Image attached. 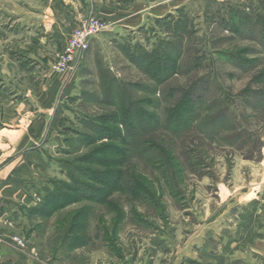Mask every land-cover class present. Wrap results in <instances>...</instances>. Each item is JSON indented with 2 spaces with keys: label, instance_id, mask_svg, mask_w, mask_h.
<instances>
[{
  "label": "rangeland",
  "instance_id": "374dc122",
  "mask_svg": "<svg viewBox=\"0 0 264 264\" xmlns=\"http://www.w3.org/2000/svg\"><path fill=\"white\" fill-rule=\"evenodd\" d=\"M164 1L166 0L143 2L156 5L164 4ZM118 2L126 9L121 12V21H107L111 29L91 39L88 50L78 57L73 71L64 74L71 77L76 73V77L73 80L67 78L64 82L66 84L61 86L57 95V138L50 141L45 150L47 154L43 156L44 165L40 176L35 177L32 186L27 187L31 202L23 208L12 209V212L8 213L9 221L4 222V232L9 235L10 243L13 237L20 238L26 247L24 251L44 264H180V260L183 262L180 255H193L187 248L182 253L178 252L190 236L197 232L199 227H205L204 223L208 222L210 215L230 209V205L220 201L225 189L229 193L233 192L232 197L238 196L241 199L264 179V168H260V165L264 164V119L254 113L252 106L244 107L238 97L245 89L257 91L264 88V83L251 82L254 75L264 70V35L260 22L257 21L258 16L264 15V0H167L168 7L178 8L168 14L155 11L151 14L158 17L147 15L144 17V24L133 29L123 25L130 19L128 17H134L138 13L141 2ZM53 4L55 0H0L1 86L9 81V85L18 84L26 89L27 83H33L29 74L24 73L17 77L16 70L10 69L8 65L4 66L9 60L6 57L7 52L35 51V55L36 52L41 54L40 59L32 56L35 61H43L45 53L54 54L63 49L60 50L55 36L48 35L50 30L55 33L59 31L52 29L50 25L52 21H59L62 14L54 11ZM136 5L137 9H129L130 6L133 8ZM154 7V10L157 7L162 8ZM232 9L245 13L249 18V23L241 35L233 32L234 28L226 23ZM154 10L145 11L143 14ZM162 13L164 16L160 17ZM168 15L179 20L185 17L188 23L187 32L190 34L186 35L183 45L190 46V50L187 49L190 52L185 55L182 73L159 87L154 96L155 112L159 120L163 121L164 110L179 97L180 89L193 84L198 88H208L205 89L207 92L198 94L207 101L222 96L221 90L224 89L234 99L229 110L231 116L243 121L251 134L258 138V145L262 144L259 152H253L254 160L246 158L249 155L247 152H241L245 157L221 141L209 142L198 132L193 131L187 136L176 137L167 131L158 130L152 137L164 140L166 144L171 145L173 152L172 164L166 172L153 170L141 159H131L137 174L141 176L140 183L154 195L158 205L149 208L126 194L116 192L113 195V199L119 201L125 216L129 218V215H132L131 209L134 210L141 216L144 226L132 224L127 219L113 236L110 229L115 214L109 209L87 202L72 205L49 218L38 216L28 220L25 209L37 205L38 197L42 196L44 189L48 187L49 180L65 179L61 172L62 163L75 157L73 154H65V151L70 149L64 140H75L78 132H85L80 123L82 118L98 116L101 108H104L94 99L101 95L98 73L106 71L124 85L146 82V78L122 55L121 48L135 44L150 48V45L166 32L165 23L168 21L164 22L162 19ZM89 16L98 17L94 13H80L76 25L80 19ZM242 48L247 49L245 58L254 61L246 68L235 67L217 56L220 52ZM195 57H198V60H194ZM6 67L9 68V75L4 74ZM39 71L36 69L35 73L41 74ZM55 76L64 77L56 73ZM66 85L69 86L68 89ZM128 90L132 96H145L136 89ZM86 150L82 147L78 154ZM190 151L194 154L192 157L197 164L193 168L184 162V156L191 157ZM241 186L246 187V191L237 189ZM83 206L85 210H89V214L78 222L81 230L79 235H84L88 242L83 246L78 243L75 248H71L68 244H63L67 227L61 220L67 215L75 214ZM220 228L223 229L224 226ZM105 230L114 237L113 245L107 246L103 243ZM245 255L248 256L249 253ZM190 261L189 264L194 262Z\"/></svg>",
  "mask_w": 264,
  "mask_h": 264
},
{
  "label": "trees",
  "instance_id": "16d2710c",
  "mask_svg": "<svg viewBox=\"0 0 264 264\" xmlns=\"http://www.w3.org/2000/svg\"><path fill=\"white\" fill-rule=\"evenodd\" d=\"M258 19L264 35V15L258 16ZM162 20L168 21L165 23L166 32L150 48L146 49L140 44L121 48L122 55L146 78V82L124 85L106 71L98 73L101 95L94 99L104 108H101L98 116L82 118L80 123L85 132H78L75 140H64L70 149L65 154H73L75 157L62 163L61 172L65 179L49 180L48 187L38 197L37 205L25 209L28 220L38 216L49 218L72 205L87 202L102 206L115 214L110 229L113 236L127 219L132 224L143 225L141 216L132 209V215L127 218L113 195L116 192L126 194L149 208L158 205L154 195L140 183L141 176L137 174L131 161L132 158H138L153 170L166 172L172 164L173 152L171 145L160 138L152 137L158 130L167 131L176 137L198 132L209 142L221 141L240 154L247 152V157L244 153L241 155L248 160H254L253 152H259L262 144L258 145V138L251 134L243 121L231 116L229 110L234 99L224 89H220L222 96L208 101L198 96L208 88H198L193 84L180 89L179 97L164 110L163 121L159 120L155 112L154 96L159 87L182 73L185 55L190 52V46L183 45L186 35L190 34L187 32L188 23L185 17L179 20L168 15ZM226 23L234 28L233 32L241 35L249 23V18L245 13L232 9ZM246 50L242 48L220 52L217 56L235 67L246 68L254 63L253 60L245 58ZM196 58L198 57L194 60H198ZM251 82L263 84L264 70L254 75ZM128 89H136L145 96H132ZM238 97L244 107L252 106L254 113L264 119V88L257 91L245 89ZM82 147L88 151L78 154ZM190 154L191 157L184 156V162L193 168L197 164L192 157L194 154L191 151ZM84 207L61 220L67 227L63 244H68L71 248H75L78 243L83 246L88 242L84 235H79L81 230L78 227V222L89 214V210ZM107 232L105 230L102 241L110 246L115 239Z\"/></svg>",
  "mask_w": 264,
  "mask_h": 264
},
{
  "label": "crops",
  "instance_id": "0c3cea01",
  "mask_svg": "<svg viewBox=\"0 0 264 264\" xmlns=\"http://www.w3.org/2000/svg\"><path fill=\"white\" fill-rule=\"evenodd\" d=\"M134 1H140L141 7L138 13L134 17H128L130 19L127 18V23L123 25L132 29L142 26L147 15L157 16L151 14L155 11L168 14L178 8L168 7L167 0L164 4L156 5L145 4L144 0ZM154 6L162 8L157 7L154 10ZM53 9L62 14L61 19L52 21L50 27L59 31L55 33L50 30L48 35L55 36L60 50L76 27L80 13H94L106 21L119 22L121 12L126 10L118 0H55ZM129 9L135 10L137 5L133 8L130 6ZM149 10L154 11L143 14ZM57 53H45L43 61L39 60L41 54L36 52L35 55V51L26 53L15 50L6 54L9 60L4 66L8 65L10 69L16 70L17 77L24 73L29 74L33 83H27L28 88L24 89L18 84L9 85L10 79H6L8 82L4 83V86L0 85L1 264H44L10 243L9 235L4 232V222L9 221L8 213L12 212V209L23 208L31 202L27 187L32 186L34 178L40 176L44 165L43 156L47 154L45 150L50 141L57 138V95L61 86L66 84L64 82L67 78L73 80L76 77V73H73L71 77L63 75L64 77L58 78L51 72L50 65ZM32 56H37L38 61ZM9 68L6 67L4 74H10ZM36 69L43 74L35 73ZM67 85L66 89L69 87ZM260 168H264V164L260 165ZM233 189L235 190L234 187ZM237 189L246 191V187L242 186ZM251 190V193L247 192L239 199L238 196L232 197L233 192L229 193L225 189L220 201L230 205V209L210 215L208 222L204 223L205 227H199V234L194 232L190 236L178 252L182 253L187 248L193 255H180L183 259L180 264H189L190 260L196 262L191 264H264V179ZM223 226V229H219ZM247 253L248 256L245 255Z\"/></svg>",
  "mask_w": 264,
  "mask_h": 264
},
{
  "label": "built area",
  "instance_id": "2783aa9c",
  "mask_svg": "<svg viewBox=\"0 0 264 264\" xmlns=\"http://www.w3.org/2000/svg\"><path fill=\"white\" fill-rule=\"evenodd\" d=\"M110 29L109 23L104 19L94 16L80 19L63 49L56 54L50 65V70L59 75L73 71L78 57L88 50L91 39ZM12 242L20 250L26 248L23 241L18 237H13Z\"/></svg>",
  "mask_w": 264,
  "mask_h": 264
}]
</instances>
